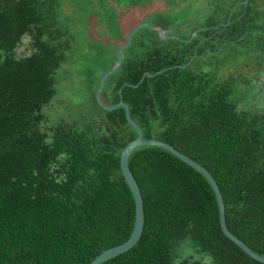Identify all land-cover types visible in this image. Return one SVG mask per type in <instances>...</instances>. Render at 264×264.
Returning a JSON list of instances; mask_svg holds the SVG:
<instances>
[{"label": "trees", "instance_id": "16d2710c", "mask_svg": "<svg viewBox=\"0 0 264 264\" xmlns=\"http://www.w3.org/2000/svg\"><path fill=\"white\" fill-rule=\"evenodd\" d=\"M243 1L213 0L183 22L148 21L168 35L148 27L134 34L102 99H123L145 139L204 165L222 191L229 229L264 256V115L243 74L221 72L264 58V0ZM153 3L0 0V264H90L132 235L135 198L120 161L138 132L124 107L104 109L96 92ZM77 12L91 26L101 22L105 50L91 114L68 122L46 109L58 69L83 48ZM129 164L144 199V231L102 264H264L225 235L216 192L199 170L155 145L137 147Z\"/></svg>", "mask_w": 264, "mask_h": 264}, {"label": "rangeland", "instance_id": "374dc122", "mask_svg": "<svg viewBox=\"0 0 264 264\" xmlns=\"http://www.w3.org/2000/svg\"><path fill=\"white\" fill-rule=\"evenodd\" d=\"M137 1L139 0H121V2H123L124 4H129ZM140 1L143 4L151 1L154 2L153 4H149L153 5V7L148 8L147 5L144 7L145 12H151L150 17H146V22L149 21L151 23H158V21L161 19H168V21L178 20L179 22H183L189 17L195 15L202 8V6H204L205 4L208 5L207 3L210 4V2H212L213 0ZM73 9L74 5L72 4L68 3L65 6L66 13H73ZM171 12L173 13L171 14ZM200 12H198V16ZM91 14L92 12H90L89 15ZM165 14L171 15L167 16ZM76 16V19H78L79 22H83L84 28H81L85 29L84 33H79L80 45L78 46L82 45L83 48H81V50L78 49L77 51H73L74 57L58 69L56 75L57 93L54 96L52 103L46 109V112H48V109L52 112L49 114L50 118L60 121L63 118L68 122H72L74 118L77 120H81L82 118H84V116L86 117L87 115L89 116L91 114L90 109L94 103V88L103 70L101 58L105 50L103 47L104 44H102L104 42L102 36L105 35L106 32L105 28L101 25V22L99 24L97 22H94V26H91L88 23V18H86L84 15H81V13L77 12ZM126 16H131V14H127ZM107 19L110 20L111 18L108 17ZM76 26L79 27V25ZM93 37H95L96 39H93ZM93 40H96V42L92 43ZM26 42L27 39H25L24 41V47L20 48L19 50L21 54L27 51V45H25ZM82 50H84V52H81ZM241 63L242 61L238 62L237 65L228 63L226 66L222 67L221 72H239L241 74L246 73L248 75L251 70H254L252 66L254 64V60H251V63L249 65H246V62L242 64Z\"/></svg>", "mask_w": 264, "mask_h": 264}, {"label": "water", "instance_id": "95a60500", "mask_svg": "<svg viewBox=\"0 0 264 264\" xmlns=\"http://www.w3.org/2000/svg\"><path fill=\"white\" fill-rule=\"evenodd\" d=\"M250 0H244L243 4L246 6ZM231 23V20L228 21V23L225 24V27ZM151 28V29H157L162 36H167V31L165 32L163 28L154 26L148 22H142L138 25H136L128 34V41L121 45L118 50H117V60L115 62L114 67L107 71L101 78L99 88L96 92V100L98 104L103 107L106 110H114L117 109L118 107H124L126 111V117L128 122L137 130L138 135L137 137L130 141L125 148L123 149L121 153V171L129 184L134 198H135V206H136V221H135V226L132 235L126 240L124 243H121L119 245L110 247L106 250H104L102 253H100L90 264H102L106 260H109L113 257H116L119 254H122L132 247L136 245V243L140 240L143 231H144V226H145V209H144V199L142 195V191L140 188V185L130 168V157L133 151L142 145H155V146H160L168 149L172 153L176 154L180 159H182L185 163L189 164L190 166L196 168L199 170L201 173H203L211 182L216 195L218 199V204H219V214H220V223H221V228L225 235L229 237L232 241H234L238 246H240L247 254H249L251 257L255 258L256 260L263 262L264 263V256L260 255L259 253L255 252L246 242L235 236L231 230L228 227L227 223V217H226V204L225 200L222 194V191L220 189V186L218 185L217 181L215 180L214 176L211 174V172L201 163L195 161L188 155L184 154L180 150H178L176 147L173 145L159 140V139H145L144 138V132L142 127L133 119L131 112H130V106L122 99L118 103L114 105H108L106 104L103 99H102V91L105 87L106 81L108 77L114 73L122 64L123 58H124V51L132 44L133 41V36L136 34L140 29L142 28ZM197 54L194 55L196 57ZM193 57V58H194ZM191 59V61L193 60ZM190 61V62H191ZM166 68L161 69L160 71H157L154 74H148L149 76H154L156 74H159L161 72H164Z\"/></svg>", "mask_w": 264, "mask_h": 264}, {"label": "flooded vegetation", "instance_id": "af4514ba", "mask_svg": "<svg viewBox=\"0 0 264 264\" xmlns=\"http://www.w3.org/2000/svg\"><path fill=\"white\" fill-rule=\"evenodd\" d=\"M252 66L254 69L251 70L252 73L250 72L248 75L243 73L244 83L242 85L249 96L257 95V100L253 102L261 106L260 112L264 115V58H258Z\"/></svg>", "mask_w": 264, "mask_h": 264}]
</instances>
